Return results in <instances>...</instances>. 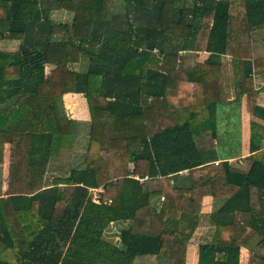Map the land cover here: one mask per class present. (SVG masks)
<instances>
[{"label": "trees", "instance_id": "16d2710c", "mask_svg": "<svg viewBox=\"0 0 264 264\" xmlns=\"http://www.w3.org/2000/svg\"><path fill=\"white\" fill-rule=\"evenodd\" d=\"M54 10L71 24H55ZM260 30L264 0H0V40L20 42L0 52V264H185L206 197L218 207L196 264H264V106L253 78L264 65L251 54ZM182 53L208 56L194 64ZM82 57L90 62L75 72ZM47 64L59 66L58 82L45 78ZM68 93L87 102L83 160L46 182L47 165L76 142ZM241 103L248 152L234 162L246 170L229 161L239 146L218 154L197 144L224 141L217 109Z\"/></svg>", "mask_w": 264, "mask_h": 264}, {"label": "rangeland", "instance_id": "374dc122", "mask_svg": "<svg viewBox=\"0 0 264 264\" xmlns=\"http://www.w3.org/2000/svg\"><path fill=\"white\" fill-rule=\"evenodd\" d=\"M108 8H109V10L115 11V8H114L113 4H111V3H108ZM55 11L56 10H54L53 12H55ZM118 11L121 12L122 9L121 10L119 9ZM52 21L55 24L59 23V22L55 21L54 19H52ZM68 23L71 24L70 19H69ZM138 24L144 25L145 24L144 19H141L140 21H138V23L134 22V25H138ZM151 24H152V26L157 25V23L154 19L151 20ZM77 29H78V26L77 27L74 26V32L71 31V33H75V34L78 33V35H80L81 31L77 30ZM254 39L256 41H253ZM253 40L251 41V43L252 44L255 43V45L257 43L259 44V49L261 50V52L263 51L262 52V56H263L264 55V32L258 31L257 34L253 37ZM165 43H166V45L168 44L167 40L165 41ZM173 44L175 45L176 42H170L169 43V45H172V46H173ZM19 46H20V42H17V41H9V40L2 41V40H0V52L14 53V52H17L19 50ZM256 49L257 48L255 47V50ZM153 53H157V51H154ZM253 53L255 54V53H257V51H255ZM182 55H184V53H182ZM184 56H186V58L187 57L190 58V60L193 61L194 64L196 63V60L198 61V63L203 62L202 61L203 58H201L202 53H197V54L192 53L190 55L185 54ZM227 60L228 59H225V58L223 59V62H224L223 64L225 66L224 67L225 68L224 69L225 87H226V96H228L229 100H231L234 97V94L232 92V83H233V81H232V70H231L230 63ZM89 62H90L89 58H83L82 57L79 64L75 65L74 68L77 69V71L84 70L85 68H87L86 66L89 64ZM260 62H261V64L263 63L262 65H264V58H260ZM44 69H45V78L48 80H51V81L54 80V78L52 76L53 71H51L52 67L45 65ZM58 72H59V70H58ZM260 80H262V82L261 81L259 82V79L254 81V87H262L263 88L264 79H260ZM263 93L260 94V98H258V103H260V104H264V94ZM242 104L244 106V103H241L240 105L233 104L232 106L231 105L219 106L217 109V112H216L217 118H218L217 119V125H219L218 130L220 132V135L224 134L221 132L222 126H223V130H224L225 134L227 133L224 138L221 137L224 141H219L216 143L215 141L211 140L209 137H206V138L204 137V139H198L197 144H198V146L201 145V147H205V148H211L212 147V148H214V150L218 151V154L222 150H223L222 152H224V151L225 152L236 151L238 146H239V154H241V155L244 154V155L240 156V157L233 158L230 161H231V163L233 162L232 164L235 167L242 168L243 170H246L247 164L243 165V164H237L236 162H234L236 159H241L243 157H246V155H247L246 153L248 152L250 121H249V125H247V121H246L247 119L243 120ZM222 110H224L225 113L228 115V117L226 119L228 122H225L226 120L221 119L220 115L222 113L221 112ZM86 128L87 127H84V128L81 127L80 129H77V131H78L77 133H79L81 136H83V134L87 133ZM81 139L82 138H80L79 140L81 141ZM76 141H77V139H76ZM79 148L81 149L80 146L77 149H75V147H74V149H73L74 152L71 153V155H68V153L63 154L61 161H59L57 159L52 160V163L54 162V164H52V165L55 168H50L47 170V173H46L45 178H44L45 181L46 182L50 181L52 179V177H55L56 175H58L59 177L60 176H66V174H67L66 170H69L70 168H72L73 165L79 160L78 157H73V160H70V158L73 156V154H75V151L76 150L79 151ZM68 152H70V151H68ZM4 159H5L4 165L7 167L8 166V154H7V152L4 155ZM49 165L50 164L47 165V168L49 167ZM6 179H7L6 172H5V176L3 177L2 168H0V189H1L2 183L3 182L6 183ZM104 202H106V200H104ZM217 207H218V205L215 204L211 198H208L205 201L203 200L201 211L205 210L206 212L204 211L205 213L200 214L199 220H200V225H202V226L197 231V233L199 232L201 234L200 235L201 239L205 240V239H208L210 237V235L213 231V228L210 224H208V218H207L208 213L207 212L214 215L213 213L215 212ZM112 227L115 228L116 225H112ZM110 240H112L113 242L116 241V239L114 237L111 238ZM196 240L194 238L191 241L190 246L195 248V246H196L195 243L197 242ZM194 248L192 249V251H194ZM194 254H195V252L193 254H191L189 257L194 256ZM150 260L151 259L142 257V258H137L135 260V263L136 264H141V263L142 264H145V263L149 264V263H152Z\"/></svg>", "mask_w": 264, "mask_h": 264}, {"label": "crops", "instance_id": "0c3cea01", "mask_svg": "<svg viewBox=\"0 0 264 264\" xmlns=\"http://www.w3.org/2000/svg\"><path fill=\"white\" fill-rule=\"evenodd\" d=\"M196 1L197 2H202V1H206V0H196ZM213 1H218V0H213ZM230 1H234V0H230ZM236 1H239V0H236ZM119 9L121 10V7L118 6V3L115 4V11H117ZM53 13H52L53 15L51 14V18L54 19L55 21H57L59 23H62V24H70L68 22H69V19H70V21L72 19V14L71 13H68V12L62 11V10H56ZM260 31H263L264 32V30H260ZM257 32L258 31H256V32L253 33V37L257 34ZM252 40H253V38H252ZM2 41H6V40L5 39H2ZM253 41H256V40L254 39ZM255 47L257 48L256 50H255ZM251 50H252V53L251 54H252V58L253 59L264 58V55L262 56V52L263 51L261 52V50L259 49V44L258 43L256 45H255V43L251 44ZM255 51H257V53L254 54L253 52H255ZM207 56L208 55L206 53H202V56H201V58H203L202 61H204L207 58ZM226 59H228V58H226ZM227 61H229V59ZM196 62L198 63L197 60H196ZM47 65L50 66V67H52V69H53V70L51 69V71H53L52 72L53 73L52 76L54 78V80H52V81L53 82H58L60 80V74L58 72L59 66H57L55 64H47ZM74 66H73L72 69L75 72H79V71H77V69L74 68ZM253 78H254V81H256L257 79H259V82L260 81L262 82V80H260V79H264V72L263 71L255 72L254 75H253ZM49 81H51V80H49ZM255 88L256 89H260V93L259 94H262L264 92V89H263L264 86H263V88L262 87H255ZM227 98H228V96H227ZM259 98H260V95H259ZM62 100H63V105H64V109H65L66 115L68 116L69 119L74 120L77 123V129H80L81 127L82 128L87 127L86 128L87 133L86 134H83V136H81L79 133H77V135H76L77 141L75 142L74 147H75V149H77L80 146L81 149L79 148V151L76 150L75 151V154H73V156L70 158V160H73V157H78L79 160L74 164V165L77 166V164L81 163L82 160H83V152H84L85 145H86V142H87L88 130H89V126H90V117H89L87 102H86V99L84 98V95L83 94H72V93L65 94L63 96ZM258 104L261 105V106H264V104H260V103H258ZM242 116H243V120L244 119H247L246 120L247 121V125H249V121H250L251 117L245 112V107L243 106V104H242ZM80 138H82L81 141L79 140ZM73 152H74V150H72L70 152L62 153L59 156V158H57V160L61 161L63 154L68 153V155H71V153H73ZM4 164H5V159L3 161V166L1 167L2 168L3 177L5 176V172H6V176H7V173H8L7 167ZM52 164H54V162L52 163V160H51L48 169L55 168V167H53ZM70 170H71V168L69 170H66V173H67L66 176L69 174ZM185 173L186 172L180 173L179 176H182ZM55 177H59V176L56 175ZM60 177H64V176H60ZM133 178L135 179V177H133ZM5 189H6V185H5V182H3L2 183V186H1V189H0V196H3L5 194V192H6ZM96 190L99 191L100 193L103 192L101 189H96ZM206 199H208V197L203 198L204 201ZM203 200H202V203H203ZM204 211L202 210L201 211V214L206 212V211L205 212ZM207 213H208V215L209 214L211 215V213H209V212H207ZM157 218H158V222L159 223H162V218H160L159 216ZM225 220H226L227 223L229 222V219H228L227 216H226ZM112 225H116V227L113 228ZM122 225H127V223H113V224H111V228H113V230L116 231V229H118ZM201 226L202 225H199V227L197 228V230H196V232H195V234H194V236L192 238V240L194 238H195V240L197 239L196 240L197 242L195 243V245H196L195 248L192 247V246H190L191 242L188 245L187 253H186V262H185V264H196L197 263V246H198V244H200V243H202V242H204V241L207 240V239H205V240L204 239H201V237H200L201 234L199 232L197 233V231L199 230V228H201ZM193 248H194V251H192ZM194 252H195L194 256L189 257ZM243 252H245V251H243ZM145 264H147V263H145Z\"/></svg>", "mask_w": 264, "mask_h": 264}, {"label": "built area", "instance_id": "2783aa9c", "mask_svg": "<svg viewBox=\"0 0 264 264\" xmlns=\"http://www.w3.org/2000/svg\"><path fill=\"white\" fill-rule=\"evenodd\" d=\"M230 161V160H229ZM239 161V160H237ZM231 162V161H230ZM218 162H215V165L217 164ZM135 180H137L139 183H143L145 182L146 180H148V177H144V178H137L135 177ZM89 195H90V200L93 202V203H98L99 201L103 200L100 198V192L97 191L96 189H90L89 190Z\"/></svg>", "mask_w": 264, "mask_h": 264}]
</instances>
